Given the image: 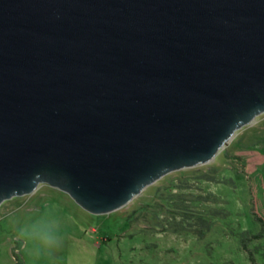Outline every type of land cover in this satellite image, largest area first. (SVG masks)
Segmentation results:
<instances>
[{
    "label": "water",
    "instance_id": "95a60500",
    "mask_svg": "<svg viewBox=\"0 0 264 264\" xmlns=\"http://www.w3.org/2000/svg\"><path fill=\"white\" fill-rule=\"evenodd\" d=\"M263 112L264 0H0V204L109 213Z\"/></svg>",
    "mask_w": 264,
    "mask_h": 264
},
{
    "label": "rangeland",
    "instance_id": "374dc122",
    "mask_svg": "<svg viewBox=\"0 0 264 264\" xmlns=\"http://www.w3.org/2000/svg\"><path fill=\"white\" fill-rule=\"evenodd\" d=\"M261 155L264 112L235 131L211 161L162 176L109 213L91 214L66 193L40 183L33 192L0 204V264H211L212 260L241 258L234 239H227L225 233L238 223L242 228L251 225L247 187L260 202L263 200L264 164L249 180L245 179L246 173L264 158ZM241 157L246 161L245 176L234 183L229 179L242 175ZM211 166L214 170L210 171L218 173L217 180L195 182L194 177ZM179 180L189 182L194 193L197 186H202L226 199L232 214L230 223L217 224L198 239L186 231L153 229L151 223L139 217L144 211H153L165 222L168 210L160 197L166 196L162 191ZM34 232H51L54 240L42 244Z\"/></svg>",
    "mask_w": 264,
    "mask_h": 264
},
{
    "label": "trees",
    "instance_id": "16d2710c",
    "mask_svg": "<svg viewBox=\"0 0 264 264\" xmlns=\"http://www.w3.org/2000/svg\"><path fill=\"white\" fill-rule=\"evenodd\" d=\"M261 156L264 157V155ZM260 160L250 172L246 173V180H249L250 176L258 172L260 166H263L264 158ZM240 164L242 166V175L230 176L229 181H234L235 183L240 181L242 177L244 178L245 170L243 168L246 165V161L242 157L240 158ZM211 169H213L212 166L207 167L203 172L200 171L194 177L196 179L195 182L216 181L218 173L210 171ZM186 180H182L183 182L179 180L176 184L169 186L167 190L162 191V194L166 196H161L160 199L165 202V204H162L168 210L165 222L162 220L163 217L153 211H149V215L147 211H144L139 217L151 223L153 229L171 232L186 231L192 233L198 239H203L215 225L230 223L232 214L228 209L226 199L219 198V196L202 186H197V193H194L190 191L191 187ZM247 189L251 196L249 200V220H247L251 221V225L242 228L239 226L240 223H238L237 227H230L225 233L227 239H234L241 258H226L224 261L212 260L211 264H264V194L262 195L263 200L260 202L251 187H247ZM138 209L143 210L142 207ZM208 251L212 252L213 255L215 254L210 248H208Z\"/></svg>",
    "mask_w": 264,
    "mask_h": 264
},
{
    "label": "clouds",
    "instance_id": "9594fccd",
    "mask_svg": "<svg viewBox=\"0 0 264 264\" xmlns=\"http://www.w3.org/2000/svg\"><path fill=\"white\" fill-rule=\"evenodd\" d=\"M33 236L42 244H49L54 240V236L51 232H34Z\"/></svg>",
    "mask_w": 264,
    "mask_h": 264
}]
</instances>
